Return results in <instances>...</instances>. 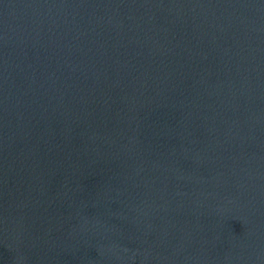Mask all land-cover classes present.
<instances>
[{
	"label": "water",
	"instance_id": "water-1",
	"mask_svg": "<svg viewBox=\"0 0 264 264\" xmlns=\"http://www.w3.org/2000/svg\"><path fill=\"white\" fill-rule=\"evenodd\" d=\"M0 264H264V0H0Z\"/></svg>",
	"mask_w": 264,
	"mask_h": 264
}]
</instances>
